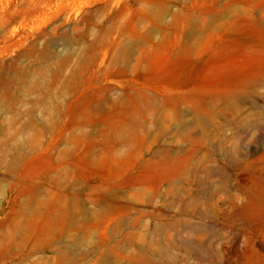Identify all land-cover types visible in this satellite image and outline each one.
<instances>
[{
  "label": "rangeland",
  "instance_id": "obj_1",
  "mask_svg": "<svg viewBox=\"0 0 264 264\" xmlns=\"http://www.w3.org/2000/svg\"><path fill=\"white\" fill-rule=\"evenodd\" d=\"M0 264H264V0H0Z\"/></svg>",
  "mask_w": 264,
  "mask_h": 264
}]
</instances>
